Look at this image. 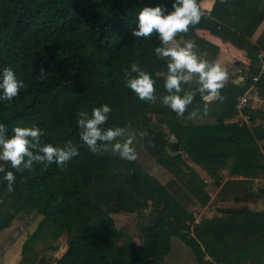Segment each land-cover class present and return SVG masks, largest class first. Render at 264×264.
I'll return each instance as SVG.
<instances>
[{"label": "trees", "instance_id": "trees-1", "mask_svg": "<svg viewBox=\"0 0 264 264\" xmlns=\"http://www.w3.org/2000/svg\"><path fill=\"white\" fill-rule=\"evenodd\" d=\"M200 1L197 0L199 6ZM243 2L242 33L230 27L229 2L216 0L209 15L203 11L199 23L190 25L188 32L178 33L176 38L192 39L196 48L202 46L203 50L207 49L203 33L231 41L247 51L251 72L258 74L253 53H264V37L261 40L262 34L258 46L248 37L254 36L264 21L260 5L263 0ZM171 3L172 0H0V68L13 67L27 84L12 101H0V123L9 132L16 125H36L44 131V142L62 145L72 140L79 147V155L63 167L34 162L29 169H12L16 181L11 192L0 173V232L12 226L16 215L30 210L42 217L37 231L53 225L60 231L59 236H70L67 252L55 264H160L171 253L174 237L192 249L199 264H264V211L224 209L223 216L196 222L194 215L142 169L137 159H122L103 149L93 153L79 138L77 113H90L94 106L108 103L112 110L104 126L125 128L126 118L139 120L141 129L148 131V153L160 164L177 165L178 174L182 173L184 160L168 152L164 127L183 144L192 162L212 179H220L229 160L234 177L249 179L264 173V153L259 144L260 140L264 142V123L250 128L234 121L236 105L252 84L251 78L241 85L223 86V99L207 102V113L206 102L198 92L183 116L160 102L159 97L166 94L163 76L167 60L154 54L159 43L155 33L151 38L134 37L132 29L137 26L136 14L144 6L162 4L171 9ZM133 62L153 74L155 102L140 100L124 86L125 70L130 71ZM41 67L47 72L44 79L37 75ZM260 83L264 87V77ZM185 87L196 88L191 82ZM211 103L221 105V113L213 114ZM194 110L195 116L216 117L217 124L196 126L180 121ZM152 113L161 116L156 124ZM257 116L264 117V111L253 112L251 120L256 122ZM0 163L6 170L11 167L9 162ZM188 169L191 174H184L188 179L183 186L205 206L210 200L205 182ZM125 170L126 178L122 175ZM149 202L153 208L149 223L142 228V243L125 240L110 214L144 207Z\"/></svg>", "mask_w": 264, "mask_h": 264}, {"label": "clouds", "instance_id": "clouds-1", "mask_svg": "<svg viewBox=\"0 0 264 264\" xmlns=\"http://www.w3.org/2000/svg\"><path fill=\"white\" fill-rule=\"evenodd\" d=\"M203 15L197 0H172L171 9L162 4L144 6L136 14L137 26L132 29L134 37L151 38L153 33L156 34L159 43L154 47V54L161 60H167V71L163 76L166 94L159 99L177 116L185 114L197 92L206 102L204 113H207L208 101L223 99L220 89L229 76L228 69L219 60L205 59L194 50L197 47L195 41L176 38L178 33L188 32L190 25L198 24ZM46 74L43 67L37 73L41 79ZM194 80L197 85L195 89L185 87ZM124 86L142 101L157 100L153 74L136 62L131 64L130 71L125 70ZM26 88V82L18 78L13 67L0 68V101H12L21 89ZM111 110L108 103L94 106L90 113L80 110L76 118L79 138L93 153L103 149L118 154L122 159L135 160L134 134H126V129L121 126H104ZM196 114L195 110L190 113L191 116ZM43 136L44 131L36 125H16L9 132L7 126L0 123V161L9 162L11 166L6 170L4 164L0 163V173L7 182L9 192L13 191L16 181V173L12 169H29L34 162L55 163L63 167L71 158L79 155V147L72 140L59 145L44 142Z\"/></svg>", "mask_w": 264, "mask_h": 264}, {"label": "rangeland", "instance_id": "rangeland-1", "mask_svg": "<svg viewBox=\"0 0 264 264\" xmlns=\"http://www.w3.org/2000/svg\"><path fill=\"white\" fill-rule=\"evenodd\" d=\"M233 3L236 6V11L234 14H230L232 24L230 25L232 31L241 32V28L245 26L243 20L240 16H236L239 7L243 1L237 0ZM263 2H260V5ZM258 4V3H257ZM209 15L207 12H205ZM229 15V14H228ZM264 28V21L261 23L260 27L257 29L256 33L252 37L256 41L257 37ZM245 30V29H244ZM242 33V32H241ZM250 36L248 37V40ZM264 41V39H263ZM259 45V44H258ZM195 50V49H194ZM197 52V51H196ZM204 58L208 60H213V56L206 54L205 51H202ZM256 58V62H252L255 69H259L258 74L250 73L252 76H258L260 78L264 77V53L257 52L253 53ZM232 69L231 75L235 76L237 80L245 81L247 78L242 77L236 74L239 69H250L251 64H238L234 63L231 65ZM230 72V71H228ZM231 75L228 76V79L225 83H228V80H233ZM255 85V90L259 94V100H252L249 106L245 109L244 113L249 117V122L246 123L237 118L234 119L236 124L248 125L250 128H254L260 124L264 123L263 116H257V121L253 122L251 120V115L256 110H260L264 107V87L262 83ZM229 85V84H228ZM260 108V109H259ZM197 116H188L181 118V122L188 124L193 123L188 118H193ZM202 117V116H201ZM208 117H213L208 115ZM259 117V118H258ZM152 118L154 124L158 122V119H161L160 115L153 114ZM196 120L197 125L204 124L207 122V119ZM215 118V117H214ZM212 119V120H211ZM207 123L212 122L211 124L217 123V120L211 118ZM126 134H134L133 136V145L137 152V161L141 165L142 169L148 171L152 177L159 182V184L165 187L168 193L177 200L189 213H192L194 219L200 221L201 219H210L214 217L223 216L224 209L239 210L243 207L249 208L252 211H264V173L259 174L260 177L252 176L257 180L258 185H254L253 180L244 181L243 177H234L230 174V168L232 166V161H228V167L220 172V179H212L208 176L211 181L215 180L216 185L211 183V181L205 182L206 177L204 174L206 172L201 171V169L192 162V160L185 154L183 151V144L178 141L175 135L167 128L164 127V130L168 133V152L173 156H181L184 160V165H182V173L178 174L175 172L168 173L162 166L158 165V162L149 155L145 147V140L148 137V131L142 130L140 127L139 120H129L126 118ZM174 144L179 145V151H172L171 146ZM261 150L264 153V142L263 140L259 141ZM188 167L191 171L196 172L203 181L205 182L206 188L205 191L210 196V200L207 205L201 206L197 198H195L189 191L183 186V182L187 181V176L191 174ZM178 172V171H177ZM178 174V176H177ZM124 178L128 175V171L125 170L122 172ZM190 176V175H189ZM182 181V182H180ZM247 183V184H246ZM227 184V185H226ZM226 187L224 188V186ZM180 189L186 192L185 197H182L180 194ZM1 201V199H0ZM113 203V200L111 201ZM153 205L151 202L147 203L144 207L133 208L125 211H120L117 213H111L110 216L115 220L116 228L124 234L123 238L125 240L134 241V243H142V228L149 223V216ZM195 215L197 218H195ZM42 220V217L36 215L33 211L28 210L26 213H21L15 216V221L12 223L10 228H6L0 232V264H43L45 261L48 264H55L56 259L62 258L63 255L68 250V243L70 236L63 234L59 236V230L53 226L49 225L44 228L42 231H37V228ZM37 231V234L34 233ZM39 232V233H38ZM25 256L26 263H25ZM206 259L211 260L210 257ZM51 261V262H50ZM50 262V263H49ZM160 264H199L198 260L192 251L191 248L186 246L179 238L174 237L172 239V251L165 258L161 259Z\"/></svg>", "mask_w": 264, "mask_h": 264}, {"label": "crops", "instance_id": "crops-1", "mask_svg": "<svg viewBox=\"0 0 264 264\" xmlns=\"http://www.w3.org/2000/svg\"><path fill=\"white\" fill-rule=\"evenodd\" d=\"M226 2H229V4H228V10H227V14H234V12L236 11V6L233 4V3H231L230 4V2H234V1H237V0H225ZM240 1H246V2H248V1H250V0H240ZM215 2H216V0H201L200 1V7L202 8V10L203 11H205V12H207L208 14H210V12L212 11V9H213V7H214V5H215ZM244 8V7H243ZM242 10V8H241V6L239 7V10H238V12H237V14H236V16H240V11ZM261 11H263L264 12V3L262 4V6H261ZM235 15V14H234ZM261 25V24H260ZM260 25H259V27H260ZM259 27H257V29L259 28ZM257 29L255 30V32H254V34L256 33V31H257ZM204 34V36H202V37H204L203 39L207 42L206 43V48L208 49H206V50H203L202 49V46H200L199 48H195V51H197V53H199V54H201L203 57H205L206 55H204L203 53H202V51H205V53L206 54H208V55H210L209 53H211V56H213V59L214 60H219L220 62H221V64L223 65V66H225L227 69H228V71H230L229 72V75H231V71L233 70V73L235 72V69H232V67H231V65L234 63L235 65H240V64H246V63H248L249 62V60H248V53H247V51H245V50H243V49H240V48H237V47H235L232 43H231V41L230 42H226V41H224L223 39H221V38H219L218 36H213L212 34H205V33H203ZM264 35V28H263V30L261 31V33L259 34V36L257 37V39H256V41L254 40V39H252V37H250V39H249V41L252 43V44H254V45H257L258 46V41H259V39H260V37H261V35ZM262 35V37H261V40L263 39V36ZM211 60V59H210ZM231 77L233 78V80H228V83L226 82V83H224V86H227L228 84H235V85H241L243 82H242V80L241 81H239V80H237L236 78H235V76H232L231 75ZM191 83H193L194 84V86L196 87L197 85H196V83H195V80L194 81H192ZM244 84V83H243ZM209 103L211 102V101H208ZM222 106L221 105H215V104H210L209 105V109L210 110H212V112H213V114H217V113H221V110H222V108H221ZM260 109V108H259ZM256 111H260V112H263L264 111V107L262 108V109H260V110H256ZM183 118V117H182ZM206 117H201V116H197V117H193V118H188L190 121H192L193 123L192 124H194V125H196V126H202V125H215V124H217V123H215V124H211L212 122H210V123H207L208 121H210L209 119H211V118H213V119H215V121L217 120V118L215 117H208V118H206L207 119V122H205L204 124H199V125H197V122H195L196 120H199V119H201V120H203V119H205ZM212 120V119H211ZM150 155V154H149ZM151 156V155H150ZM154 158V157H153ZM155 159V158H154ZM155 161H156V159H155ZM157 162V161H156ZM166 164V165H165ZM158 165H160V166H162L168 173H170V172H175V174L177 173V171H178V169H179V167L177 166V165H175L174 163H163V164H160V163H158ZM199 167V166H198ZM200 168V167H199ZM201 169V168H200ZM201 171H203L202 169H201ZM205 172V171H204ZM259 174H261V173H256L255 175H253V176H256V177H260V175ZM208 174L207 173H205L204 174V177H206L207 179H205V182H210L211 181V179H209L208 178ZM210 177V176H209ZM211 178V177H210ZM203 179V178H202ZM243 180H246V181H254L253 182V187H254V185H258V182H257V180H259V179H254L253 177H251V178H249V179H247V178H242ZM260 181V180H259ZM211 183H212V185L213 184H215L216 183V181L214 180H212L211 181ZM217 184V183H216ZM215 184V185H216ZM180 194H181V196L182 197H185V194H186V192L184 191V190H181L180 189Z\"/></svg>", "mask_w": 264, "mask_h": 264}, {"label": "built area", "instance_id": "built-area-1", "mask_svg": "<svg viewBox=\"0 0 264 264\" xmlns=\"http://www.w3.org/2000/svg\"><path fill=\"white\" fill-rule=\"evenodd\" d=\"M250 73H251L250 69H242V68L237 70V72H236V74H238L242 77H245V78L248 77V78L252 79V84L247 88L244 95L239 99V101L236 105L237 115H236L235 119L237 118V122H239V119H241L242 121L248 123L250 119H249V117L246 116L244 111L249 106V104L252 100H255V101L259 100V94L255 90V85L257 84V82L259 81L260 78L258 76H252ZM242 82L244 83L245 81L242 80ZM195 218H197L196 215H195ZM195 221L199 222L198 218Z\"/></svg>", "mask_w": 264, "mask_h": 264}, {"label": "water", "instance_id": "water-1", "mask_svg": "<svg viewBox=\"0 0 264 264\" xmlns=\"http://www.w3.org/2000/svg\"><path fill=\"white\" fill-rule=\"evenodd\" d=\"M171 150L172 151H179V145L178 144H174L171 146Z\"/></svg>", "mask_w": 264, "mask_h": 264}]
</instances>
